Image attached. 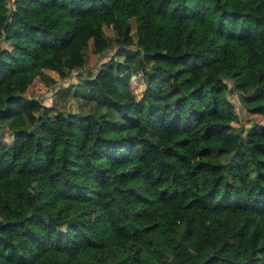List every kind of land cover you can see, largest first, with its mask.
Listing matches in <instances>:
<instances>
[{"label": "trees", "instance_id": "trees-1", "mask_svg": "<svg viewBox=\"0 0 264 264\" xmlns=\"http://www.w3.org/2000/svg\"><path fill=\"white\" fill-rule=\"evenodd\" d=\"M0 264H264V0H0Z\"/></svg>", "mask_w": 264, "mask_h": 264}, {"label": "rangeland", "instance_id": "rangeland-1", "mask_svg": "<svg viewBox=\"0 0 264 264\" xmlns=\"http://www.w3.org/2000/svg\"><path fill=\"white\" fill-rule=\"evenodd\" d=\"M132 34L135 35V28H133ZM124 58L123 55H120L118 57L119 61H122ZM152 63V62H151ZM150 65V63H149ZM135 84L138 87H141V81L140 79L134 80ZM67 83V82H64ZM68 84H63V81H59L57 83L56 86H52L50 87V90L48 91V93L46 94V96L44 97V101H46L49 105H53L55 106L57 109H60L64 112L66 111H79V112H84L87 113L88 111H90V109H92V107L94 106L93 102H86L83 100H80L79 98H76L73 96V90L72 89H68ZM61 89H65V95L59 94L61 91ZM67 93V94H66ZM59 94L58 96L54 97V95ZM243 123H244V127L243 130L241 131V137H242V144L245 141L246 138V133L247 130L250 128L251 122L249 120H247L244 116L242 118ZM11 123H13V120H10ZM239 154H235V155H230V156H224L222 157V161L224 163L229 162L231 160H235L237 158Z\"/></svg>", "mask_w": 264, "mask_h": 264}, {"label": "crops", "instance_id": "crops-1", "mask_svg": "<svg viewBox=\"0 0 264 264\" xmlns=\"http://www.w3.org/2000/svg\"><path fill=\"white\" fill-rule=\"evenodd\" d=\"M70 81L72 82V85H74V86H72L71 87V89L72 90H74V88H75V86L77 85V83H79V78H76V77H74L73 78V75L69 78V81H68V84L70 83ZM65 82V81H64ZM57 85V84H56ZM56 85H54V86H56ZM65 90V89H64ZM63 89H61L60 91V93L59 94H62V95H65V91H64ZM59 94H56V95H54V97H56V96H58ZM67 94V93H66ZM55 107V106H54Z\"/></svg>", "mask_w": 264, "mask_h": 264}, {"label": "built area", "instance_id": "built-area-1", "mask_svg": "<svg viewBox=\"0 0 264 264\" xmlns=\"http://www.w3.org/2000/svg\"><path fill=\"white\" fill-rule=\"evenodd\" d=\"M65 81V80H64Z\"/></svg>", "mask_w": 264, "mask_h": 264}]
</instances>
